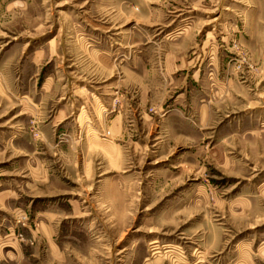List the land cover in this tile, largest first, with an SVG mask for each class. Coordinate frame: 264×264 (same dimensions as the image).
Segmentation results:
<instances>
[{"label": "rangeland", "instance_id": "obj_1", "mask_svg": "<svg viewBox=\"0 0 264 264\" xmlns=\"http://www.w3.org/2000/svg\"><path fill=\"white\" fill-rule=\"evenodd\" d=\"M0 264H264V0H0Z\"/></svg>", "mask_w": 264, "mask_h": 264}]
</instances>
